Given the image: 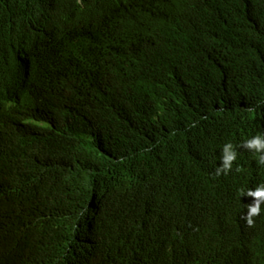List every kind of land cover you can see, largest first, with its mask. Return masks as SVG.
I'll list each match as a JSON object with an SVG mask.
<instances>
[{
    "label": "trees",
    "instance_id": "1",
    "mask_svg": "<svg viewBox=\"0 0 264 264\" xmlns=\"http://www.w3.org/2000/svg\"><path fill=\"white\" fill-rule=\"evenodd\" d=\"M260 133L264 0H0V208L16 211L0 238L53 241L28 264L146 260L138 237L159 230L179 245L170 264L253 255L264 203L240 215L264 164L242 145ZM226 143L237 160L216 176ZM95 204L81 251L75 218Z\"/></svg>",
    "mask_w": 264,
    "mask_h": 264
},
{
    "label": "clouds",
    "instance_id": "2",
    "mask_svg": "<svg viewBox=\"0 0 264 264\" xmlns=\"http://www.w3.org/2000/svg\"><path fill=\"white\" fill-rule=\"evenodd\" d=\"M23 59H21L22 61ZM23 66H19V75H22ZM15 85L11 82L12 86L17 85L16 79H14ZM11 106V103H6L5 107ZM43 126V124H40ZM242 147L247 148L255 154L259 155V163L264 164V133H260L247 139ZM237 150L232 143H226L223 146L220 155V165L216 167L215 175H228L233 167V162L237 160ZM191 185L195 193L200 196H204L206 193V187L191 178ZM248 197L254 198L252 204L247 206L248 210L243 209L241 217L247 219L248 224L253 223V217L261 214V203H264V184L261 183L254 191L249 189L247 192ZM7 208H0V229L5 226L7 218L15 213V209L8 203ZM88 209L80 216L75 218L76 227L72 230V241L81 250L84 251L90 247L97 237V229L95 221L101 216V208L95 204L87 207ZM261 218V217H260ZM179 228L180 226L177 225ZM182 227L178 230L181 232ZM164 231H154L151 234L141 233L138 237V241L141 249L147 253L146 260H141L136 257H128L119 261L114 260L115 264H170L167 258L172 259L169 255L179 253V245L170 237L164 234ZM25 231L19 237H8L3 240L0 238V264H6L7 261H11L9 264H28L27 253L30 247H33L41 243H53L51 230L45 234L35 233L31 239V245L27 249L25 243ZM247 248L252 250L253 255L244 253V248H239L232 252L227 259L201 256L197 261L192 264H253L255 257L259 256L260 251H264V242L259 244L253 243ZM11 257L12 260L8 258ZM57 264H68L67 259L62 257L56 252ZM178 262V260H176ZM95 264H99L98 262Z\"/></svg>",
    "mask_w": 264,
    "mask_h": 264
}]
</instances>
